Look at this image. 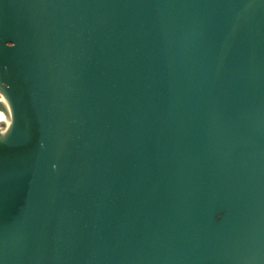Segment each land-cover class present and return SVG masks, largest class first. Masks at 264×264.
Here are the masks:
<instances>
[{
    "label": "water",
    "instance_id": "95a60500",
    "mask_svg": "<svg viewBox=\"0 0 264 264\" xmlns=\"http://www.w3.org/2000/svg\"><path fill=\"white\" fill-rule=\"evenodd\" d=\"M0 264H264V0H0Z\"/></svg>",
    "mask_w": 264,
    "mask_h": 264
}]
</instances>
